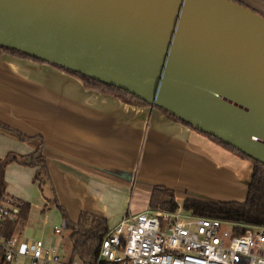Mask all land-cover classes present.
<instances>
[{"label":"crops","instance_id":"1","mask_svg":"<svg viewBox=\"0 0 264 264\" xmlns=\"http://www.w3.org/2000/svg\"><path fill=\"white\" fill-rule=\"evenodd\" d=\"M240 1L264 15V0ZM0 120L33 136L22 140L0 127V157L29 154L41 144L51 181L39 185V166L12 161L5 167L7 195L27 200L15 193L11 174L24 172L35 187L28 217L13 233L18 237L13 264H28L25 248L35 238L59 259L68 254L65 261L49 264L69 261L71 230L64 226L55 232L64 221L56 199L72 222L87 211L106 217L110 228L126 213L157 209L149 201L158 184L172 188L183 208L187 198L243 201L247 196L250 159L158 107L88 88L78 76L48 62L0 51Z\"/></svg>","mask_w":264,"mask_h":264},{"label":"water","instance_id":"2","mask_svg":"<svg viewBox=\"0 0 264 264\" xmlns=\"http://www.w3.org/2000/svg\"><path fill=\"white\" fill-rule=\"evenodd\" d=\"M0 45L125 89L264 163V15L235 0H0Z\"/></svg>","mask_w":264,"mask_h":264},{"label":"built area","instance_id":"3","mask_svg":"<svg viewBox=\"0 0 264 264\" xmlns=\"http://www.w3.org/2000/svg\"><path fill=\"white\" fill-rule=\"evenodd\" d=\"M19 219L12 196L0 200V256L15 263L18 237L2 226ZM65 226L55 228L59 233ZM28 264L58 262L59 255L35 238L25 248ZM100 264H264V226L193 214L179 206L124 214L108 228L99 252Z\"/></svg>","mask_w":264,"mask_h":264},{"label":"trees","instance_id":"4","mask_svg":"<svg viewBox=\"0 0 264 264\" xmlns=\"http://www.w3.org/2000/svg\"><path fill=\"white\" fill-rule=\"evenodd\" d=\"M235 1L245 5L240 0ZM0 51L16 57L30 58L40 62H47L14 48H9L0 45ZM53 65L68 73L78 76L83 81L84 85L88 88L96 89L100 92L114 95L115 97L120 98L126 103L135 105H152L146 100L136 96L135 94L125 89L95 80L84 74H81L74 70H70L60 65ZM158 108H160L171 118L196 128L194 125L181 119L174 113L167 111L161 107ZM0 127L6 130L16 132L19 138L22 140H30L33 138V136L25 135L19 130L13 129L10 125L1 120ZM207 135L210 136L212 139L218 141L219 143L223 144L227 148L240 154L242 157L248 158L252 161L253 169L251 179L248 185L246 199L243 201H204L193 198H187L184 201L183 206L187 209L192 210L193 214L195 215L218 217L225 220H232L246 226H264V163L248 156L247 154L238 150L234 146L224 142L223 140L217 137H214L210 134ZM12 161H17L21 164L29 166H39L40 169L39 172L35 175V180H39V185H42V188H44L43 185L45 184H51L49 174L46 168V158L43 154V147L41 144H39L38 147L29 154L19 155L15 153H9L4 158L0 157V200H2L3 197L7 195L5 167L8 163ZM55 204L60 209L64 217L65 226L71 230V233L69 235L71 240V255L67 264H75L77 259L80 260L82 264H100L98 263L100 246L109 228L107 218L87 211H82L80 213L78 221L72 222L68 217L66 209L58 202L57 199ZM149 205L151 208L160 207L161 209L166 211H174L179 206L178 202L176 201L175 191L172 188L160 184L153 186ZM17 206L19 208L20 220H26L30 211V202L19 199L17 202ZM17 224L18 222H5L2 226V230L5 235L8 236L13 234ZM0 264L13 263L5 260L3 256H0Z\"/></svg>","mask_w":264,"mask_h":264},{"label":"rangeland","instance_id":"5","mask_svg":"<svg viewBox=\"0 0 264 264\" xmlns=\"http://www.w3.org/2000/svg\"><path fill=\"white\" fill-rule=\"evenodd\" d=\"M23 175H24V172H22L21 173V176L20 175H14V174H11V179L12 180H10V181H12V183L13 184H15L18 188L16 189V190H14L15 191V193L18 195V196H20L21 198H23V199H26L27 198V200L26 201H28V200H30L29 199V197H30V195H32L33 196V194H32V188H35V187H33V185L25 178V177H23ZM9 179H7V181H8ZM27 182H26V181ZM15 194V195H16ZM8 196H10V195H8ZM31 196V197H32ZM13 197V196H12ZM14 198V200H15V204L17 205V202H18V199L17 198H15V197H13ZM32 201V200H31ZM31 201H29L30 203H32ZM179 207V206H178ZM134 207H130V209L132 210ZM157 208H160V207H157ZM126 209H128V208H126ZM19 221H21L20 220V218L18 219V221H16V222H19ZM59 227L62 225L61 224V221L59 222ZM34 232V231H33ZM66 233V230H64L63 231V235ZM63 246V245H62ZM68 258V254L67 253H65V255H63V256H61L60 257V259H61V261L63 260V261H65L66 259ZM19 264V263H18ZM75 264H82L81 263V261L80 260H76V262H75Z\"/></svg>","mask_w":264,"mask_h":264}]
</instances>
